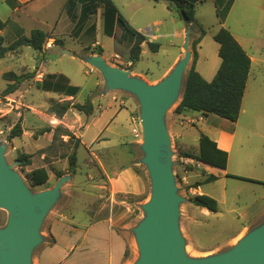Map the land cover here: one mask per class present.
Wrapping results in <instances>:
<instances>
[{
    "label": "crops",
    "instance_id": "0c3cea01",
    "mask_svg": "<svg viewBox=\"0 0 264 264\" xmlns=\"http://www.w3.org/2000/svg\"><path fill=\"white\" fill-rule=\"evenodd\" d=\"M151 1L155 4L153 7L154 9H156L157 6H162L166 15L162 20L155 19L149 23L150 31L147 32L142 30V28H137L127 16L122 14L125 9L127 11L135 10V8L138 10V8L134 6V0H113V3L118 12L125 17L128 23L136 31L146 37V42L141 45V56L145 52V46H148L147 42L158 43L160 44V49H162L163 45L161 40L166 39L167 41V39L172 36L175 39L172 45L175 46L179 44V50L174 54L172 60L168 64H165V66L159 70L158 74L150 75L152 80L146 77L148 73L144 74L143 72L131 71L133 77L141 79L149 84H158L173 71L178 62L184 57V45L189 38V29L191 26L198 27V23L196 17L195 21L190 25L185 21L184 25L176 27L171 34L167 28V19L172 22V10L168 8L169 2ZM203 1L206 0H199L194 8L198 4L203 3ZM209 1L213 2L215 5L214 0ZM227 1L228 0H224L223 3ZM106 9L107 8L103 4L92 0H0V21L7 22L2 35L4 36L6 29H10L14 37L12 42H14L21 34L27 36V29H29V35L27 37L30 36L32 30L40 29L48 33L51 37L49 41L53 43V47L48 50H53L55 47L60 46L63 51H70L71 57L81 56L88 66L90 63L86 59L93 57L91 55L95 47L102 50V57L107 60L101 35L114 40L115 50L111 56L115 57L119 55L120 49H124L125 43L131 40V48L135 41V38L128 34L119 24L117 16L115 17L113 28L111 29V35L106 32ZM251 13H258L262 16L264 23V0H233L224 22L221 25L219 24L220 28L224 27L232 33L251 59L250 72L238 120L236 122H231L213 114L204 115L192 111L176 114L174 111L171 129L176 136V144L179 152L198 155L200 151L199 138L200 134L203 133L215 141L219 149L228 153V164L226 169L212 167L192 158L184 157V159H186V164L192 166L190 173L195 172L194 168L204 167L207 176L214 175L217 178L223 176L240 182L241 185H235L237 191H257L259 195L258 199L262 203V208L256 213L255 220L264 223V143L260 140V138L264 139V116L263 114H259V111L264 112V54H260V52L264 50V39L261 42H254L250 40L251 38L248 37V34L243 31L246 29L245 21L247 16H250ZM231 16H233L232 26L228 25ZM173 23H176V19H174ZM111 24L112 23L109 22V28ZM152 27L155 28L154 31H151ZM163 30H166V33H164ZM93 31L96 33L95 37L90 40V42L85 41L87 34ZM191 34L194 35L193 29ZM63 35L76 41L78 45L81 44L83 49L73 51L67 48L65 40L62 39ZM191 39H193V36ZM56 40L61 41V44L56 45ZM203 41L204 37L200 40L197 47L198 56L195 66L202 77L210 82L215 77L221 65L222 60L219 57L220 46L217 43V57L215 56L212 63L203 66V70H201L199 66L202 61L201 51ZM11 43L6 44L5 38V46H9ZM25 47L31 48L30 46L21 47L15 52H9L0 60V64L3 62V64L7 66L4 70H0V77L6 72H14L17 75H21V71L27 70L29 71L28 73L35 72V77L23 81L18 90L13 94L3 97L4 100L8 102L10 99L9 96L13 95L15 100H19L18 106H21L30 115L37 114V116H40L34 118L42 125L40 129L45 127H50L52 129L51 132L40 135L38 138L33 137L35 140L41 138L46 139L47 144L35 147L38 152L42 153L44 158L46 155L45 149L53 142L54 130L57 127L60 126L73 133L74 136L76 135L78 138L77 140L81 141L82 147L87 153H89L91 157L94 156L99 160L101 166L100 173L103 174V181L109 186V198L112 202L107 208L83 205V207H85L83 211L85 213V218L73 217L70 219L65 215L62 219L55 220L49 228V236L52 242L47 241L46 245L35 255V264H131L130 257L133 250V241L129 237L128 226L127 224L118 222V216L113 213L112 208L114 203L118 202V200H116L118 195L135 198L141 192V176L138 174L137 169H139L141 165L139 155L142 149L133 135V124L131 121L132 109L135 108V103L137 101L135 97H123L118 91L110 90L106 83L104 84L103 81L97 78L95 83L89 86L87 83L75 84L69 76L61 73H47L43 69L45 63L43 59L45 58L47 48L44 49L43 52H39V56L42 57V60L38 61L39 65L36 66L35 69L33 67L30 68L29 65H23L22 70H18V65L17 62L15 63L16 60L14 57L25 55ZM87 49L91 51L88 56L85 54ZM64 53L65 52H62V54ZM51 55L57 56L55 53ZM9 57L14 59L9 60ZM127 63L130 64V66L134 65V63L132 64V62L128 60ZM49 75L56 77L64 76L69 86L79 88L78 94L73 97L55 91L38 89L36 83L43 82L44 79L50 81V79H48ZM54 80L56 81V79ZM5 82L7 86L8 82ZM24 83H28V85H23ZM25 86L27 87L25 88ZM22 90L30 93L36 90L43 93V100L48 101L49 107L52 99L60 103L70 101L73 104H82L90 98L94 106V111L91 115H85L72 108L62 119H57L54 115L45 113L41 110V107L46 105L45 103L44 105H39L32 101L26 102L25 100H20L19 96L25 95ZM82 95L85 97L84 102H80V97ZM248 98H250V102H246ZM260 100H262L263 103H260ZM49 107H47V109ZM129 107L132 109L129 110ZM73 115L77 118V123L74 125L69 122V117ZM245 115L246 117H242ZM25 122L26 118H24L22 122L24 133L26 134L25 127L27 123ZM197 125H200V129H197L198 136L196 141L198 142V148L195 152L190 150V145L184 140L183 133L180 134V130H188L190 127H198ZM32 133L33 132L30 134ZM129 136H132L133 140H130ZM65 160V168L68 169V157H66ZM91 170L94 172L95 169L92 168ZM88 176L93 179L92 175L89 174ZM49 177L51 179L50 172ZM234 177H240V179ZM241 178L248 180H243ZM89 182L90 181L86 180V186L103 188V186ZM87 188V190H89L90 187ZM94 192L95 191H92V194L95 196L97 192ZM190 192L194 194L193 196L207 195V193L203 191L202 185L196 188L190 187ZM121 202L125 203V201ZM217 202L219 205V201ZM136 203L139 204L137 201ZM247 227H249L248 224L244 226V229ZM127 250H129L128 256H126Z\"/></svg>",
    "mask_w": 264,
    "mask_h": 264
},
{
    "label": "rangeland",
    "instance_id": "374dc122",
    "mask_svg": "<svg viewBox=\"0 0 264 264\" xmlns=\"http://www.w3.org/2000/svg\"><path fill=\"white\" fill-rule=\"evenodd\" d=\"M168 2V8L172 10V22L171 20L169 21V19H167V28L172 34L176 27L184 25L186 21L180 16L178 9V6L185 5V0H171ZM174 4L175 8L173 7ZM154 5L155 4L151 0H134V6H136L138 10H136V8L132 11H127L125 9L122 14L127 16L137 28H142V30L147 32L150 31L149 23L155 19L162 20V18L166 15V12L162 6H157V8L154 9ZM195 12L198 27L191 26L189 29L188 47L191 53V59L188 64V70L190 68V63H192L193 60L194 51L197 52L198 45H195L194 41L199 38V34L201 33L199 30L202 28L206 31V35L204 36V41L202 44V61L199 67L201 70H203V66H207L208 64L212 63L213 58L215 56L217 57L218 44L214 41L213 35L220 28V25L218 23V17L216 15L215 5L213 2H210L209 0L203 1V3L198 4L195 7ZM232 17L233 16H231L228 21V25L230 26H232ZM174 19H176V23H173ZM186 22L188 25L191 24L188 21ZM245 23L246 29L243 31L248 34V37L251 38L250 40L254 42H261L264 39V23L262 16H260L258 13H251L250 16H247ZM191 28L194 30V35L191 34ZM28 30L29 29H27V36L29 35ZM152 30L154 31L155 28L152 27L151 31ZM163 32L166 33V30H163ZM95 34V31L89 32L85 41L90 42V40L95 37ZM4 36L6 38V44L11 43L14 38L10 32V29L5 30ZM192 36L193 39H191ZM101 37L103 38L104 49L106 52V62L109 66L120 67L123 70L130 72L133 70L135 72H143L144 74L148 73L146 77L149 80H152L150 75L158 74L159 70L164 67L165 64H168L172 60L174 54H176L179 50V44L175 46L172 45V43L175 42V39L171 36L167 39V41L166 39L161 40L163 47L158 53H153L148 46H145L144 54L138 61L134 62L133 66H129L127 60L130 53L129 49L131 46V40L125 43L123 50L120 49L121 51L118 55L120 60H116L117 58L115 56H111L115 50L114 40L102 35ZM62 39L65 40V44L70 50L78 51L83 49L81 44L80 48V45H78L76 41L72 40L66 35H63ZM47 43L52 42L47 41ZM89 44L92 45L91 43ZM44 49H46V46ZM100 50V48L95 47L92 50L91 56H102ZM62 52L63 49L60 46L55 47L53 50L46 49L45 58L43 59L45 62L43 69L47 73H61L67 75L75 84L87 83L89 86H92L95 83L96 78L103 81L104 84L106 83V80L100 70L91 64L87 66L81 56L71 57L70 54H62ZM54 53L57 54V57H60L57 59H51L50 56ZM90 53V49H87L85 52L86 56H88ZM24 54L25 55L20 57H14L16 61H13H15V63L17 62L18 70H22L23 65H29L30 68L33 67L35 69V67L39 65L38 61L42 60V57L39 56V52L32 48L25 47ZM260 54H264V50H262ZM14 58L9 57V60ZM6 67L7 66H5L3 62L0 64V70H4ZM28 72V70L21 71V74ZM186 75L187 73L185 74V77ZM131 76L133 77L132 74ZM184 83L185 79L183 80V87L178 98L169 107L164 116V122L170 137V150L172 152L171 168L174 177V185L176 188V193L181 199L178 204V222L181 236L185 241L184 254L188 259L198 260L211 255L214 256L222 254L231 250L245 236L263 224L262 221L255 220L256 213L262 208V203L258 199L259 195L257 191H237L235 185H241V183L223 176L218 177V180L214 182L202 185L203 191L207 193L208 196L219 201V211L217 213H211L208 210L202 209L196 206L192 201L194 194L190 192V187H193L198 182H203L208 176L204 171V167L194 168L195 172L190 173L192 166H190V164H186V159L181 157L180 154H183V152L178 151L176 144L177 139L171 129L172 117L179 101L182 98ZM23 85H28V83H24ZM149 85L155 84L153 83ZM5 86L6 82L2 77H0V145L6 147L5 159L7 164L11 166L12 170L20 176L25 186L33 194H38L45 190L52 189L61 177H68V180L63 184L55 203L45 215L39 229L41 242L34 248L31 256V264H35V255L46 245L47 241L52 242L49 236V228L55 220L62 219L65 215L70 219L73 217L85 218V213L83 212L85 207H83V205L89 207L107 208L112 202L109 198V186L103 181V174L100 173L101 166L99 160L94 156L91 157L90 154L87 153V151L82 147L81 141L77 140L78 138L76 135V138L72 140H70L69 137L58 136L57 140L53 141L45 149V158L41 152L37 151L35 147H40L47 144V141L44 138L38 140L33 138V133L38 131L42 126L34 118L40 116H37V114H34V116L27 113L21 106L17 105L19 100H15L13 95L9 96L11 100L9 99L8 102H6V100L1 97V93L5 89ZM26 87L27 86H25V88ZM34 91H32V93L23 91L25 95L19 96V99H22V101L25 100L26 102L32 101L39 105H44L45 103L46 105L41 107V110L45 113H48L49 108L47 109V107H49V103L47 100H43V93L36 90ZM115 91H118L123 95V97H135L137 101L135 103V108L132 109L129 107V110L132 109L131 121L133 124V131L135 128H138V132L140 134V136L135 139L139 145L142 146L144 141L143 128L140 119L141 104L138 98L132 93L125 90ZM84 101L85 97L82 95L80 97V102ZM246 102H250V98H248ZM260 103H263V101L260 100ZM259 114H263L264 116V112L262 111H259ZM242 117H246V115ZM24 118H26L25 123H27L25 127L26 134L24 133V126L22 124ZM69 122L73 125L76 124V116H70ZM17 123H21L23 135L19 138L10 139V131ZM197 126L198 127H190L188 130H180V134L183 133L184 140L190 145V150L195 152L198 148V142L196 141L198 136L197 129H200V125ZM31 132L33 133L30 134ZM129 139L133 140V137L129 136ZM260 140L262 143H264L263 138H260ZM74 151L77 152L75 173H68L67 168H65V159ZM23 153L31 155V165L25 167L20 165V162L17 160V158ZM139 157L141 165L140 168L137 169V172L141 176L142 182L140 194L135 198L118 195L116 197L118 202L114 203L112 208L113 213L118 216V222H122L128 226L129 237L133 241V250L130 257L131 264H136L140 258V251L136 241L135 229L145 219L146 213L143 209V206L150 201L152 195V182L150 173L146 164L142 162L144 158L143 151H141ZM38 167H46L50 172L51 179L46 185L33 186L30 185L28 181L27 174L31 170ZM92 168L95 169L94 172H92ZM54 172H62L64 175L60 178H57ZM89 174L92 175L93 179L89 178ZM86 180L103 186V188H92V186H86ZM87 187H90L89 190H87ZM92 191L97 192H94L95 196L92 194ZM121 201H125V203H122ZM136 201L139 202V204L136 203ZM7 222L8 212L0 208V229L4 228ZM246 224H248L249 227L244 229Z\"/></svg>",
    "mask_w": 264,
    "mask_h": 264
},
{
    "label": "water",
    "instance_id": "95a60500",
    "mask_svg": "<svg viewBox=\"0 0 264 264\" xmlns=\"http://www.w3.org/2000/svg\"><path fill=\"white\" fill-rule=\"evenodd\" d=\"M188 42L189 38L184 45V57L155 85L132 77L130 71L109 66L102 56L86 59L100 70L110 90L130 92L141 104L142 162L150 173L152 195L143 206L146 217L135 229L140 251L136 264H264V223L225 253L198 260L188 259L184 254L185 241L178 222L181 199L174 185L170 137L164 116L183 87L191 59ZM5 151L6 147L0 145V208L8 212V222L0 229V264H31L32 252L41 242L39 229L43 219L68 177H61L52 189L33 194L7 164Z\"/></svg>",
    "mask_w": 264,
    "mask_h": 264
},
{
    "label": "trees",
    "instance_id": "16d2710c",
    "mask_svg": "<svg viewBox=\"0 0 264 264\" xmlns=\"http://www.w3.org/2000/svg\"><path fill=\"white\" fill-rule=\"evenodd\" d=\"M97 3L103 4L107 9L105 12L106 32L111 35V29L115 17L124 30L135 38V41L130 48L128 61L132 64L140 59L142 43L146 42V37L136 31L128 21L118 12L113 0H92ZM155 2L171 1V0H153ZM199 0H185V5L178 6L180 16L192 23L195 21V4ZM224 0H214L216 5V15L218 22L221 25L231 8L233 0H228L223 3ZM109 22L112 23L109 28ZM7 22L0 21V60L3 59L9 52H15L19 48L24 46H30L38 52H43L44 47L51 39L48 33L40 29H34L31 31L29 37L21 34L14 42L9 46H5V37L2 32L6 28ZM200 36L194 41L195 45H198L200 40L205 36L206 31L202 28L200 30ZM214 41L219 44V57L221 58V65L212 81H206L202 75L196 70L197 52L193 53V60L191 66L185 77L184 89L182 98L179 101L175 113L182 114L186 111L199 112L204 115H216L231 122H236L240 116L242 100L246 89L248 75L251 67V59L246 51L242 48L232 33L221 27L213 37ZM56 45H60L61 41L56 40ZM149 49L152 52H158L160 44L147 42ZM194 46V45H193ZM102 53V50H100ZM44 58V57H43ZM3 79L8 82L6 88L2 91L1 97H6L15 93L20 84L28 79L35 77V72L17 75L14 72H6L2 75ZM50 81L44 79L43 82H37L36 87L41 90L55 91L64 95L76 96L79 92L78 87L69 86L67 79L64 76H48ZM56 79V81L54 80ZM76 109L85 115H91L94 111V106L90 98L84 103H72L70 101L60 103L54 99L50 101V107L48 113L54 115L57 119H62L64 115L70 109ZM50 127H45L33 134L34 138H38L47 132H51ZM23 135V128L21 123L15 124L10 131L9 138L15 139ZM58 136H68L70 140L75 136L70 131L57 127L54 130V140H57ZM199 154L191 155L188 153L180 154L181 157L192 158L203 164L217 167L220 169H226L228 164V153L217 147L215 141L209 138L207 135L201 133L199 138ZM17 160L22 167L32 164L31 155L23 153ZM77 164V152L74 151L68 156V173H75ZM57 178L64 175L62 172H54ZM28 181L30 185L42 186L46 185L50 179L49 172L45 167H39L31 170L28 174ZM233 177V176H230ZM240 179V177H234ZM218 178L214 175H209L203 182L196 183L193 187H199L203 184L216 181ZM243 179V178H241ZM248 180V179H243ZM257 182V181H253ZM192 201L194 204L202 209H206L211 213H217L219 211V205L216 199L208 195L194 196ZM129 255V250L126 251V256Z\"/></svg>",
    "mask_w": 264,
    "mask_h": 264
},
{
    "label": "built area",
    "instance_id": "2783aa9c",
    "mask_svg": "<svg viewBox=\"0 0 264 264\" xmlns=\"http://www.w3.org/2000/svg\"><path fill=\"white\" fill-rule=\"evenodd\" d=\"M46 48L47 49H51L52 48V43H47L46 45ZM116 60H120V57L119 56H116ZM130 66V64H128ZM138 128H135L134 131H133V135L135 138H138L140 136L139 132H138Z\"/></svg>",
    "mask_w": 264,
    "mask_h": 264
}]
</instances>
